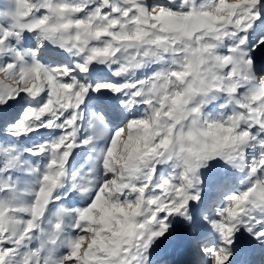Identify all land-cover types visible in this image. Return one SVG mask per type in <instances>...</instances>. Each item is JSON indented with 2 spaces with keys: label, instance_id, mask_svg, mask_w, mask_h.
Masks as SVG:
<instances>
[{
  "label": "snow or ice",
  "instance_id": "obj_1",
  "mask_svg": "<svg viewBox=\"0 0 264 264\" xmlns=\"http://www.w3.org/2000/svg\"><path fill=\"white\" fill-rule=\"evenodd\" d=\"M0 264H264V0H0Z\"/></svg>",
  "mask_w": 264,
  "mask_h": 264
}]
</instances>
